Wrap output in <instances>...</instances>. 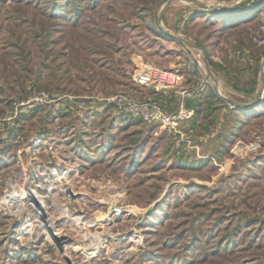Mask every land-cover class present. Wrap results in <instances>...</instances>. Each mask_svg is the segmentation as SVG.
<instances>
[{"label":"rangeland","instance_id":"374dc122","mask_svg":"<svg viewBox=\"0 0 264 264\" xmlns=\"http://www.w3.org/2000/svg\"><path fill=\"white\" fill-rule=\"evenodd\" d=\"M261 57L264 0H0V264H264Z\"/></svg>","mask_w":264,"mask_h":264},{"label":"built area","instance_id":"2783aa9c","mask_svg":"<svg viewBox=\"0 0 264 264\" xmlns=\"http://www.w3.org/2000/svg\"><path fill=\"white\" fill-rule=\"evenodd\" d=\"M181 80L182 77L180 74L170 71L161 75L155 74L150 76L149 74H138L134 77V81L141 85H147L155 82L158 90L175 88ZM263 95L264 90L261 93V97H263ZM116 102L121 113H125L130 117L141 118L148 123L159 121L169 125L184 121V119L192 117L194 113L192 110L187 109L184 104L180 105L176 113L167 114L162 109L160 104L156 102H136L125 96L118 97Z\"/></svg>","mask_w":264,"mask_h":264},{"label":"crops","instance_id":"0c3cea01","mask_svg":"<svg viewBox=\"0 0 264 264\" xmlns=\"http://www.w3.org/2000/svg\"><path fill=\"white\" fill-rule=\"evenodd\" d=\"M262 57H261V65L264 63L263 61H262ZM257 61H258V58H257ZM258 63V62H257ZM210 69V68H209ZM211 70V69H210ZM211 75H212V78L215 80V81H217L218 80V78H216V74H215V72L213 71V70H211ZM260 88H261V85H259L258 84V86L257 87H255L254 89V91H253V93H251V94H247V97L248 98H250L251 100H252V102L253 101H257V99L259 98L258 97V93H259V90H260ZM189 103V100L186 98L185 99V103H184V105L188 108V109H192V107L190 106V104H188ZM193 110V109H192Z\"/></svg>","mask_w":264,"mask_h":264},{"label":"bare ground","instance_id":"6f19581e","mask_svg":"<svg viewBox=\"0 0 264 264\" xmlns=\"http://www.w3.org/2000/svg\"><path fill=\"white\" fill-rule=\"evenodd\" d=\"M264 82V81H263ZM24 201V200H23ZM13 202V201H12ZM19 202V201H18ZM44 223H46V222H44ZM46 226L48 227V228H51V223H46ZM25 229V228H24ZM86 234H87V232H86ZM87 236V235H86ZM85 236V237H86ZM95 238V237H94ZM96 239V238H95ZM101 240V239H100ZM100 240H97L96 242H92L88 247H86V249H88L89 251V253H95V252H97V249L100 247Z\"/></svg>","mask_w":264,"mask_h":264},{"label":"water","instance_id":"95a60500","mask_svg":"<svg viewBox=\"0 0 264 264\" xmlns=\"http://www.w3.org/2000/svg\"><path fill=\"white\" fill-rule=\"evenodd\" d=\"M216 8H218V9H220V10H225V9H229L230 7H221V6H219V7H216ZM262 82H263V81H262ZM263 90H264V82H263L262 85H261V88H260V90H259L258 96H259V94H261V93L263 92Z\"/></svg>","mask_w":264,"mask_h":264},{"label":"trees","instance_id":"16d2710c","mask_svg":"<svg viewBox=\"0 0 264 264\" xmlns=\"http://www.w3.org/2000/svg\"><path fill=\"white\" fill-rule=\"evenodd\" d=\"M229 10V9H228ZM225 11H226V9H225Z\"/></svg>","mask_w":264,"mask_h":264}]
</instances>
